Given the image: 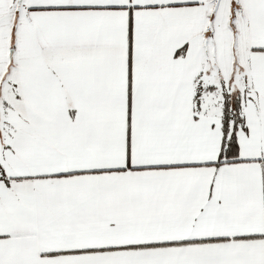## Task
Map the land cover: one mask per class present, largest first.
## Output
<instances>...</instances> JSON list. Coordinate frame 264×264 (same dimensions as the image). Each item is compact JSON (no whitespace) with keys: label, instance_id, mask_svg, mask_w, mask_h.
<instances>
[{"label":"snow or ice","instance_id":"6c2138e0","mask_svg":"<svg viewBox=\"0 0 264 264\" xmlns=\"http://www.w3.org/2000/svg\"><path fill=\"white\" fill-rule=\"evenodd\" d=\"M0 264H264V0H0Z\"/></svg>","mask_w":264,"mask_h":264}]
</instances>
